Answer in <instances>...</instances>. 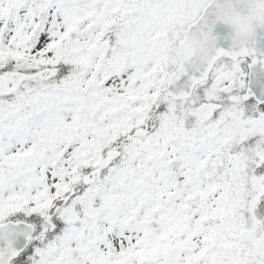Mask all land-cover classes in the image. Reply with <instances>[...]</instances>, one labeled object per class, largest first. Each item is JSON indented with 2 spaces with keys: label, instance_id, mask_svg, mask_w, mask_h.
Here are the masks:
<instances>
[{
  "label": "snow or ice",
  "instance_id": "6c2138e0",
  "mask_svg": "<svg viewBox=\"0 0 264 264\" xmlns=\"http://www.w3.org/2000/svg\"><path fill=\"white\" fill-rule=\"evenodd\" d=\"M257 28L264 0H0V264H264Z\"/></svg>",
  "mask_w": 264,
  "mask_h": 264
},
{
  "label": "water",
  "instance_id": "95a60500",
  "mask_svg": "<svg viewBox=\"0 0 264 264\" xmlns=\"http://www.w3.org/2000/svg\"><path fill=\"white\" fill-rule=\"evenodd\" d=\"M258 34V40L256 47L260 51H264V28H257L256 29ZM230 32V29L227 25L223 24L222 22H218L213 27V34L218 37V42L221 43L222 46L227 44L229 41L226 39L227 34ZM255 77L258 79L264 80V70H261L259 64L256 65L255 69Z\"/></svg>",
  "mask_w": 264,
  "mask_h": 264
}]
</instances>
